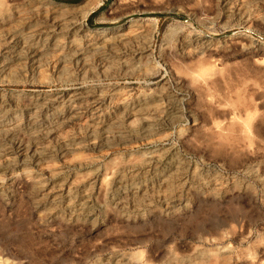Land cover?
<instances>
[{
	"label": "rangeland",
	"instance_id": "374dc122",
	"mask_svg": "<svg viewBox=\"0 0 264 264\" xmlns=\"http://www.w3.org/2000/svg\"><path fill=\"white\" fill-rule=\"evenodd\" d=\"M263 70L264 0H0V264H264Z\"/></svg>",
	"mask_w": 264,
	"mask_h": 264
},
{
	"label": "bare ground",
	"instance_id": "6f19581e",
	"mask_svg": "<svg viewBox=\"0 0 264 264\" xmlns=\"http://www.w3.org/2000/svg\"><path fill=\"white\" fill-rule=\"evenodd\" d=\"M59 7H60V6H59ZM59 7H58V8H59ZM58 10H59V9H58ZM61 14H62V13H61ZM109 32H110V31H107V30H102V31H101V33H109ZM254 70H255V69H254ZM201 71H202V70H201ZM263 71H264V70H263ZM211 72H212V71H211ZM201 73H202V72H201ZM257 73H258V72H257ZM257 73H256V74H257ZM208 74H209V73H208ZM199 75H201V74H199ZM245 76H246V75H245ZM207 77H208V76H207ZM251 77H252V76H251ZM195 78H196V77H195ZM212 78H213V77H212ZM193 79H194V78H193ZM206 79L208 80V78H206ZM237 79H238V78H237ZM198 80H199V79H198ZM207 80H205V82H206ZM212 80H213V79H212ZM195 81H196V79H195ZM216 81H217V80H216ZM225 81H226V80H225ZM221 82H222V81H221ZM239 82H240V81H239ZM211 84H212V83H211ZM207 85H209V84H207ZM212 85H213V84H212ZM219 87H220V86H219ZM253 87H254V86H253ZM218 91H219V90H218ZM21 92H22V91H21ZM23 94H24V95H23ZM251 94H252V93H251ZM22 97H25V98H26V97H28V95L25 94V93H22ZM248 97H249V96H248ZM239 98H240V100H242V99H241V96L238 97V99H239ZM252 99H253V98H252ZM252 99H251V100H252ZM24 100H25V99H24ZM246 100H247V99H246ZM246 100H244V101H246ZM22 101H23V100H22ZM25 101H26V100H25ZM213 101H214V100H213ZM248 101H249V100H248ZM28 102H29V101H28ZM208 103H209V102H208ZM208 103H207V104H208ZM240 103H242V102L240 101ZM211 104H212V103H211ZM244 104H246V102H245ZM248 104H249V103H248ZM23 105H24V104H23ZM209 105H210V103H209ZM212 106H213V105H212ZM247 107H248V106H247ZM212 108H213V107H212ZM217 109H218V108H217ZM219 109H220V108H219ZM210 110H211V109H210ZM213 111H214V109H213ZM228 113H229V112H228ZM251 113H252V112H251ZM69 114H70V113H69ZM229 114H230V113H229ZM224 116H225V115H224ZM230 116H231V115H230ZM232 116H233V115H232ZM254 116H255V115H254ZM251 117H252V116H251ZM235 118H236V117H235ZM228 119H229V117H228ZM245 119H246V118H245ZM245 119H244V120H245ZM237 120H238V119H237ZM252 120H253V119H252ZM225 121H226V120H225ZM228 121H230V120H228ZM12 122H13V121H12ZM232 122L234 123V120H233ZM232 122H230V125H229V126L227 125V127H225L226 129L223 127V126H224V122H223V125L220 126L221 129L224 130V133H226V132L228 133V130H229L230 132H232V133H229V134H233L234 131H231V129H232V126H231ZM237 122H238V121H237ZM243 122H244V121H243ZM252 122H253V121H252ZM225 123H226V122H225ZM235 123H236V122H235ZM239 123H240V122H239ZM53 124H54V123H53ZM219 124H220V123H218V125H219ZM228 124H229V123H228ZM240 124H241V123H240ZM240 124H239V125L237 124V125L240 126ZM8 125H9V124H8ZM56 125H57V124H56ZM216 125H217V124H216ZM216 125H215V126H216ZM232 125H235V124H232ZM249 125H250V124H249ZM249 125H248V126H249ZM252 125H253V124H252ZM241 126H242V125H241ZM46 127H47V126H46ZM222 127H223V128H222ZM233 128H234V127H233ZM238 128H239V127H238ZM240 128H241V127H240ZM42 129H44V128H42ZM46 129H47V128H46ZM215 129H216V128H215ZM219 129H220V128H219ZM253 129H254V128H253ZM232 130H233V129H232ZM234 130H235V129H234ZM236 130H237V129H236ZM241 130H242V129H241ZM28 132H29V131H28ZM214 132H215V131H214ZM239 132H240V131H237V133H239ZM246 132H247V131H246ZM217 133H218V132H217ZM220 133H221V132H220ZM220 133H219V136H221V135L225 136L223 133L220 135ZM227 133H226V134H227ZM241 133H242V132H241ZM23 134H24V131H23ZM28 134H29V133H28ZM44 134H45V133H44ZM215 136H216V135H215ZM229 136H230V135H229ZM243 137H246V135L243 136ZM243 137H242V138H243ZM248 137H249V136H248ZM217 138H218V137H217ZM226 138H227V135H226ZM232 138H233V137H232ZM222 139H223V138H222ZM227 139H229V138H227ZM252 139H253V138H252ZM233 140H234V138H233ZM243 140H245V138H244ZM235 141H236V139H235ZM236 144H237V143H236ZM238 144H239V143H238ZM233 145H234V144H233ZM217 146H218V145H217ZM221 146H222V145H221ZM236 146H238V145H236ZM65 147H66V146H65ZM67 147H68V146H67ZM229 147H231V146H229ZM234 147H235V146H234ZM230 149H232V148H230ZM37 153H38V152H37ZM36 155H37V154H36ZM40 157H41V156H40ZM36 159H37V158H36ZM173 169H174V168H173ZM163 174H164V173H163ZM153 187H154V186H153ZM133 196H134V195H133ZM79 208H80V207H79Z\"/></svg>",
	"mask_w": 264,
	"mask_h": 264
}]
</instances>
